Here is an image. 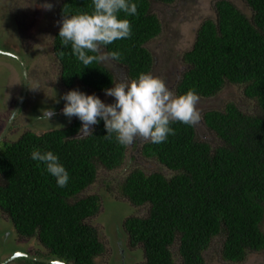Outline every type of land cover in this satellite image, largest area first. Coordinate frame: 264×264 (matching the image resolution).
<instances>
[{
	"label": "trees",
	"instance_id": "16d2710c",
	"mask_svg": "<svg viewBox=\"0 0 264 264\" xmlns=\"http://www.w3.org/2000/svg\"><path fill=\"white\" fill-rule=\"evenodd\" d=\"M173 2L135 0L137 15L119 14L130 20L131 36L101 49L106 55L120 53L118 60L109 58L124 69L127 79L152 72L147 44L161 33V24L151 9L153 3ZM243 2L250 14L229 0L214 2L215 14L203 20L182 55L186 69L175 94L194 89L200 99H209L227 85L237 86L252 101L253 111L243 112L231 102L221 111L203 112V126L212 135L208 140L198 139L195 126L177 121L171 125L175 134L165 142H143L140 157L173 175L133 168L122 182L121 194L130 205L148 207L145 216L123 222L128 246L143 250L141 264H175L173 246L181 264H205L204 253L216 240L220 258L230 263L264 251V0ZM93 10V0H61L56 13L62 20ZM59 29L53 53L61 84L69 88L79 83L95 92L112 87V72L101 61L86 67L77 60L71 45L62 44ZM80 126L75 119L63 129L40 135L27 131L15 142H0V209L15 233L38 240L48 259L95 264L105 249L86 220L99 212L101 201L97 195L77 196L94 183L97 166L115 170L123 164L126 145L119 144L115 134L105 137L103 121L92 135L74 138ZM33 149L59 156L70 176L65 187H58L44 165L31 159Z\"/></svg>",
	"mask_w": 264,
	"mask_h": 264
},
{
	"label": "rangeland",
	"instance_id": "374dc122",
	"mask_svg": "<svg viewBox=\"0 0 264 264\" xmlns=\"http://www.w3.org/2000/svg\"><path fill=\"white\" fill-rule=\"evenodd\" d=\"M217 0H174L169 5L153 3L151 11L158 17L161 24V33L147 44V49L153 56L154 66L152 75L163 79L167 86L174 92V87L186 65L182 62V55L188 51L195 39V32L206 18L213 17L214 2ZM244 14H250V10L243 0H229ZM61 0H0V50L20 52L27 56V93L24 97L23 115L13 118L4 142L17 141L26 131L39 134L43 127L48 130L63 129L72 123L76 117L50 121L41 120L38 114L45 108H52L55 112H61L64 101L61 97L72 89H79L86 94L94 92L74 83L69 88L64 87L58 77L59 63L52 53V42L56 31L60 27L61 20L57 16L56 8ZM51 3V10H45L38 5ZM6 40L5 45L3 41ZM8 50V51H9ZM99 55L107 56L100 48ZM114 75V85L119 81H131L127 79L124 69L114 63L109 57L101 61ZM25 64V65H27ZM22 67V65H20ZM176 80V81H175ZM24 89V76L15 61L8 56H0V135L11 118L15 106ZM95 94L105 103H112V97H106L104 92ZM59 100V103L56 101ZM235 103L243 112H252V101L244 98L242 90L237 86L227 85L218 94L209 99H200L198 108L201 116L209 110H223L227 103ZM58 108V111H57ZM63 115V114H62ZM33 116V118H31ZM64 116V115H63ZM58 122L63 126H58ZM198 139H211V134L203 126L201 121L194 125ZM145 141L137 138L131 145H126L123 164L115 170H106L97 166V175L94 183L82 191L77 198L97 195L100 198L99 212L86 220L98 235L99 241L104 246V252L99 255L95 264H121L115 255L117 248L111 230L119 223V233L124 236L126 256L124 264H141L144 261L141 246L131 248L128 246L127 236L123 231V222L128 217H142L147 214V205L132 206L121 194V185L127 174L133 168H140L146 174L160 173L170 177L173 173L154 160H145L139 156V145ZM123 238V240H124ZM28 251V253L47 259L46 250L36 238H24L14 232L7 214L0 209V263L7 260L14 251ZM219 241H214L204 253L205 264H264V251L248 253L242 263H230L222 260L219 253ZM175 264H181L177 249L172 247ZM40 264L30 263L23 258L14 259L6 264ZM44 264V263H41Z\"/></svg>",
	"mask_w": 264,
	"mask_h": 264
},
{
	"label": "clouds",
	"instance_id": "9594fccd",
	"mask_svg": "<svg viewBox=\"0 0 264 264\" xmlns=\"http://www.w3.org/2000/svg\"><path fill=\"white\" fill-rule=\"evenodd\" d=\"M38 6L45 10L53 7L51 3ZM93 7L91 13L64 15L59 29L62 44L71 45V54L86 67L108 57L114 60L120 58L118 51H112L107 56L89 53H97L101 46L130 37L131 22L120 18L119 14L123 12L126 16H134L138 13L135 0H93ZM103 91L106 97L114 98L112 103H105L96 94H86L79 89L69 90L61 97L64 101L61 113L69 120L76 117L81 122L79 131L82 136L92 135L93 126L103 121L105 137L111 138L115 134L116 141L121 145H131L137 138L159 144L175 134V129L171 127L173 122L194 126L202 119L198 108L200 96L194 89L176 95L163 79L151 73H140L136 79L119 81ZM42 112L43 118L48 121L56 115L52 108H45ZM30 157L44 165L45 170L56 179L58 187L68 184L69 172L56 153L33 149Z\"/></svg>",
	"mask_w": 264,
	"mask_h": 264
},
{
	"label": "flooded vegetation",
	"instance_id": "af4514ba",
	"mask_svg": "<svg viewBox=\"0 0 264 264\" xmlns=\"http://www.w3.org/2000/svg\"><path fill=\"white\" fill-rule=\"evenodd\" d=\"M1 41H3L4 43H3V45H5V42H6V40H1ZM51 48H52V53H53V42H52V45H51ZM7 48H5L3 51H1L0 50V56H8V57H11L12 59H13V61H15V63H16V65H17V67H18V69L20 70L21 69V72L23 73V76H24V89L22 88V92L23 93H21V95H20V100H19V102H18V104L15 106V109H14V111L12 112V115H11V118H12V116H13V114L14 113H16V115H15V117H17V118H20V116L21 115H23L22 114V110H23V108L22 107H24V97H25V95H26V93H27V75H26V73H27V68H26V66L28 67V64H27V62H26V59H27V56H24V55H22L20 52H13V53H11L10 52V50L8 51V50H6ZM53 55H54V53H53ZM54 57H55V59L57 58L55 55H54ZM25 64H27V65H25ZM20 65H22V67L20 66ZM24 69H25V71H24ZM60 67H59V70H58V77H59V81H60ZM176 80H179V75L177 76V78H176ZM175 80V81H176ZM61 83V82H60ZM114 86V85H113ZM64 87H66V86H64ZM66 88H68V87H66ZM174 93H175V87H174ZM94 92V94H95V91H93ZM96 93H100V92H96ZM114 99V98H113ZM57 111H58V108H57ZM33 113H34V115L35 114H38V117H34V118H39V119H41V120H46V118H43V112H35L34 110L32 111ZM20 115V116H19ZM14 117V118H15ZM10 118V119H11ZM31 118H33V116L31 117ZM9 119V120H10ZM51 119H54V120H57L58 119V121H59V119H61V122H64V120L66 119L65 118V116H63L62 115V113L61 112H57L56 113V115L54 116V117H52ZM77 119V118H76ZM12 123V122H11ZM81 123V122H80ZM71 124V123H70ZM69 124V125H70ZM9 125V127H10V125L11 124H9V121L7 122V124H6V126H5V128L7 127ZM68 125V126H69ZM58 126H63V124H61V123H59L58 122ZM68 126H65V127H68ZM94 127V126H93ZM80 128H81V126L79 127V129H78V131H77V133H75V136H74V138H82V137H84V136H86V135H84V136H82V133L79 131L80 130ZM62 129V128H61ZM5 130V129H4ZM4 130L2 131V133H1V135L3 134V132H4ZM54 130V129H53ZM53 130H48V126H45V127H43V129L40 131V133H39V135L40 134H43V133H46V132H49V131H53ZM27 132V131H26ZM7 133H8V130H7V132H6V135H7ZM0 135V136H1ZM5 135V136H6ZM5 136H3V138H2V140L1 141H3L4 140V137ZM0 141V142H1ZM146 141V140H145ZM145 141H143V142H145ZM143 142L142 143H140V145L138 146L139 147V149H140V147L142 146V144H143ZM139 151V150H138ZM140 156V155H139ZM96 260V259H95Z\"/></svg>",
	"mask_w": 264,
	"mask_h": 264
},
{
	"label": "water",
	"instance_id": "95a60500",
	"mask_svg": "<svg viewBox=\"0 0 264 264\" xmlns=\"http://www.w3.org/2000/svg\"><path fill=\"white\" fill-rule=\"evenodd\" d=\"M25 71V69H24ZM16 113L13 114L12 118L9 120V124H11L13 118L15 117ZM9 128V125L5 128L3 134L0 136V141L2 140L3 136H5L7 130ZM119 223H117L111 230H113V237L116 238L115 241V244H116V248H117V253L115 255L116 258H120L119 261L121 264H124V257L126 256V253L123 252V250H125V245L124 244V241H125V238L123 240L122 238V234L119 233ZM123 231H124V228H123ZM125 233V232H124ZM20 257H26L30 260H33V261H36V262H40V263H44V264H68V263H65L63 261H60V260H56V259H44V258H39V257H36V256H33V255H30V254H27V253H24L22 251H19V250H16L12 253V255L7 259L5 260L4 262L0 263V264H6L7 262L11 261V260H14V259H17V258H20ZM131 264V263H130Z\"/></svg>",
	"mask_w": 264,
	"mask_h": 264
}]
</instances>
